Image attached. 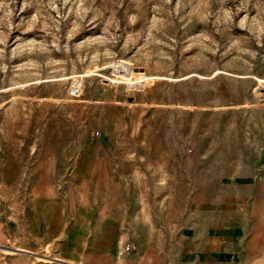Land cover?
<instances>
[{"label":"rangeland","instance_id":"374dc122","mask_svg":"<svg viewBox=\"0 0 264 264\" xmlns=\"http://www.w3.org/2000/svg\"><path fill=\"white\" fill-rule=\"evenodd\" d=\"M246 179L264 185V0H0V264L28 198L71 199L93 240L122 212L177 259Z\"/></svg>","mask_w":264,"mask_h":264},{"label":"crops","instance_id":"0c3cea01","mask_svg":"<svg viewBox=\"0 0 264 264\" xmlns=\"http://www.w3.org/2000/svg\"><path fill=\"white\" fill-rule=\"evenodd\" d=\"M232 185L236 192L197 207L209 219L202 228L183 231L177 259L170 247H164L161 256L155 242L140 244L122 212L108 219L119 221L108 224L112 230L93 240L86 231L75 229L77 219L87 221L90 216L83 208L77 212L71 199L28 198L19 224L14 219L21 245L13 247L14 255L5 264H264V185L248 179ZM47 244L55 255H44Z\"/></svg>","mask_w":264,"mask_h":264}]
</instances>
